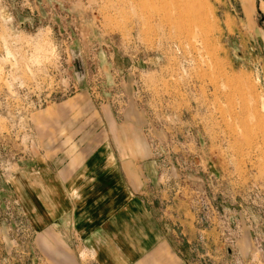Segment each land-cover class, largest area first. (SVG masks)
I'll list each match as a JSON object with an SVG mask.
<instances>
[{"label":"rangeland","instance_id":"obj_1","mask_svg":"<svg viewBox=\"0 0 264 264\" xmlns=\"http://www.w3.org/2000/svg\"><path fill=\"white\" fill-rule=\"evenodd\" d=\"M241 2L0 0V264H53L41 239L43 189L54 187L42 181L69 160L105 162V129L118 143V118L134 107L156 146L190 149L224 227L254 228L263 257L264 44L236 57L251 45ZM58 240L68 264L76 246L62 231Z\"/></svg>","mask_w":264,"mask_h":264},{"label":"crops","instance_id":"obj_2","mask_svg":"<svg viewBox=\"0 0 264 264\" xmlns=\"http://www.w3.org/2000/svg\"><path fill=\"white\" fill-rule=\"evenodd\" d=\"M240 5L243 35L251 45L249 55L236 47V57L257 58L252 43L264 44V0H242ZM109 113L104 115L107 122L117 124ZM118 120V143L110 142L111 133L105 129L100 153L105 162L69 160L51 166V176L42 181V187H54L43 189L47 236L41 239L53 264H60V231L73 240L76 249L69 250L76 261V252L85 249L94 252L100 264H264V251L257 257L254 228L224 227L223 216L203 194L202 170L188 168L187 146H156L153 121L138 107ZM71 258L68 264H80Z\"/></svg>","mask_w":264,"mask_h":264},{"label":"built area","instance_id":"obj_3","mask_svg":"<svg viewBox=\"0 0 264 264\" xmlns=\"http://www.w3.org/2000/svg\"><path fill=\"white\" fill-rule=\"evenodd\" d=\"M230 248L232 249V245L230 246Z\"/></svg>","mask_w":264,"mask_h":264}]
</instances>
